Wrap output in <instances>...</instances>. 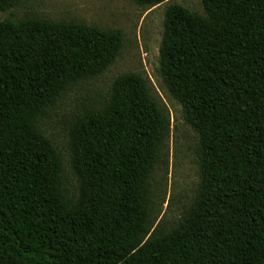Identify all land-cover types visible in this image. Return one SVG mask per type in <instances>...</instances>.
<instances>
[{
  "label": "trees",
  "instance_id": "1",
  "mask_svg": "<svg viewBox=\"0 0 264 264\" xmlns=\"http://www.w3.org/2000/svg\"><path fill=\"white\" fill-rule=\"evenodd\" d=\"M203 3L205 15L168 7L160 48L159 74L200 137L197 197L168 231H153L150 178L170 121L141 74L118 76L72 123L76 196L40 127L116 61L123 33L0 19V264H264V0Z\"/></svg>",
  "mask_w": 264,
  "mask_h": 264
},
{
  "label": "rangeland",
  "instance_id": "2",
  "mask_svg": "<svg viewBox=\"0 0 264 264\" xmlns=\"http://www.w3.org/2000/svg\"><path fill=\"white\" fill-rule=\"evenodd\" d=\"M173 4L205 15L203 0H169L153 7L131 0H20L16 7L0 10L2 21L38 17L82 22L123 33V46L116 61L102 75L69 89L49 110L40 127L61 152L65 189L70 197L76 196L79 182L72 169L69 147L72 123L87 107L110 97L118 76L141 74L170 121L150 178L153 231L176 227L193 205L201 184L199 134L186 121L183 106L170 94L159 74L166 11Z\"/></svg>",
  "mask_w": 264,
  "mask_h": 264
}]
</instances>
